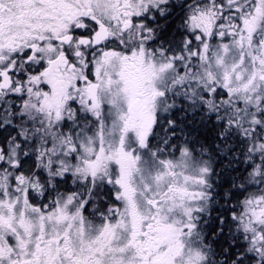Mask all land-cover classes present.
<instances>
[{
  "label": "snow or ice",
  "instance_id": "obj_1",
  "mask_svg": "<svg viewBox=\"0 0 264 264\" xmlns=\"http://www.w3.org/2000/svg\"><path fill=\"white\" fill-rule=\"evenodd\" d=\"M0 264H264V0H0Z\"/></svg>",
  "mask_w": 264,
  "mask_h": 264
}]
</instances>
